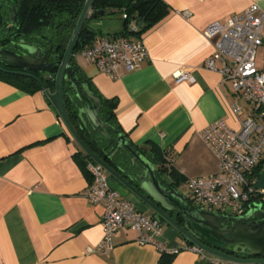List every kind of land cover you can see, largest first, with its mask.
I'll return each mask as SVG.
<instances>
[{"label":"crops","instance_id":"obj_1","mask_svg":"<svg viewBox=\"0 0 264 264\" xmlns=\"http://www.w3.org/2000/svg\"><path fill=\"white\" fill-rule=\"evenodd\" d=\"M163 1L169 13L127 37L141 39L147 47L148 57L137 69L112 79L80 50L73 58L98 93L116 100L115 120L134 149L149 159L152 154L157 166L164 157L172 158L170 170L184 178L213 173L217 164L199 132L219 119L239 128L230 110L239 99L230 81L204 67L214 46L203 30L253 3L264 10V0ZM215 65L219 68L221 62ZM180 68L191 70L195 81L176 83L173 74ZM80 151L42 89L28 93L0 79V264H157L161 253L151 244L137 243L136 233L126 227L113 236L112 250L86 251L102 238L104 207L83 196L90 181L76 156ZM162 170L167 183L174 182L170 170ZM123 188V197L153 216ZM161 226L160 240L181 248L169 264H212L208 255L181 240L175 227L163 219Z\"/></svg>","mask_w":264,"mask_h":264},{"label":"built area","instance_id":"obj_2","mask_svg":"<svg viewBox=\"0 0 264 264\" xmlns=\"http://www.w3.org/2000/svg\"><path fill=\"white\" fill-rule=\"evenodd\" d=\"M91 6L86 17L92 14ZM122 17L126 18L123 14ZM137 20L129 19L127 29L135 32ZM203 35L213 43V53L204 61V67L217 71L232 89L247 104L231 103L230 110L240 122L239 128L231 127L226 120L219 119L199 132V137L212 154L218 170L200 176L188 177L184 184L190 191V200L197 207L233 215L245 213L253 203L250 195L258 194L264 210V189L255 188L264 168V58L263 66L256 65V51L264 46V10L251 4L241 13L229 16L224 21L215 20L203 30ZM80 55L98 70L112 79L123 72L137 69L148 57L147 47L141 39L121 35L97 37L90 45L80 50ZM219 60L221 66L216 67ZM176 83H193L191 70L180 68L173 74ZM163 169L171 168L172 158L164 157ZM85 168L91 180L83 196L92 204H103L101 225L103 235L98 244L87 248L88 253H105L113 249V236L128 228L136 233V242L153 245L160 253L175 254L181 248L168 247L161 240V221L148 216L117 190L108 184L109 173L92 159H86ZM183 248V247H182ZM193 250L206 255L193 246ZM212 264H258L236 262L208 255Z\"/></svg>","mask_w":264,"mask_h":264},{"label":"water","instance_id":"obj_3","mask_svg":"<svg viewBox=\"0 0 264 264\" xmlns=\"http://www.w3.org/2000/svg\"><path fill=\"white\" fill-rule=\"evenodd\" d=\"M92 0L85 3L59 60L49 63L44 60V53L33 43L20 41L24 53L13 50H0L5 60L0 64L18 70H3L35 78L42 87L58 116L79 145L85 155L100 164L127 190L142 200L153 212V217L165 220L179 232V238L197 247L203 254L236 262H254L264 264V210L262 203L255 202L241 215H230L216 210L197 207L175 186L167 183L157 159L151 154L149 159L142 152L134 149L122 132L106 122L100 112L101 98L89 84L77 80L73 75L70 60L78 44L79 32L86 18ZM105 11L94 12V18L103 16ZM11 15L9 16V21ZM1 23V16H0ZM139 28L144 22L138 21ZM1 69V68H0ZM47 73L54 81V90L50 92L42 83L39 74ZM40 75V76H41ZM68 83L75 98L79 100L78 116L83 127L97 131L103 138L114 145V150L107 160L119 155L120 163L112 167L106 160L90 150L77 134L65 107L64 85ZM115 132L111 136L108 131ZM255 188L264 189V168ZM179 216L176 220L174 215Z\"/></svg>","mask_w":264,"mask_h":264},{"label":"trees","instance_id":"obj_4","mask_svg":"<svg viewBox=\"0 0 264 264\" xmlns=\"http://www.w3.org/2000/svg\"><path fill=\"white\" fill-rule=\"evenodd\" d=\"M84 3L85 0H20L18 6L19 31L22 36L29 38L41 48L48 52L58 53L61 57ZM90 6L93 12L89 17H86L83 22L79 32V42L76 45L74 53L81 50L86 45H90L96 37V33L90 26V21L101 18L102 16L94 18V12L104 10L105 14L119 13L122 18V28L112 36L121 35L129 37L130 35H137L158 23L170 11L168 5L163 0H92ZM123 14L126 15V18L122 17ZM129 19L143 21L144 25L135 32H132L127 29V21ZM71 64L75 78L83 83L89 84L91 89L101 98L102 106L100 112L103 119L112 125L115 130L120 132L114 114L116 100L114 98H105L98 93L92 86L90 79L74 61L73 57L71 58ZM39 78L49 91L52 92L54 90V81L52 79H44L40 75ZM0 79L14 84L28 93H34L42 89L41 84L35 78L29 76L0 70ZM64 92L65 107L68 117L81 140L90 150L106 160L112 167L117 168L116 159H118L117 157H119V155L113 156L112 160H107L108 156L114 150V145L98 135L96 131H91V129L89 130L83 127L78 116L80 103L73 95V91L68 83L64 85ZM108 133L111 136L116 135L112 130L108 131ZM76 156L84 167L90 181V174L85 168L87 156L82 150L76 154ZM162 164L163 162H161L159 166L161 170L163 168ZM170 174L175 179L174 182L171 183L175 187L178 184L184 183L186 179L172 169L170 170ZM255 175H260L259 166L256 167ZM249 202L262 203L260 195L258 194L250 195ZM173 255L175 254L161 253L157 264H169Z\"/></svg>","mask_w":264,"mask_h":264},{"label":"flooded vegetation","instance_id":"obj_5","mask_svg":"<svg viewBox=\"0 0 264 264\" xmlns=\"http://www.w3.org/2000/svg\"><path fill=\"white\" fill-rule=\"evenodd\" d=\"M19 3H20V0H0V16H1L0 50H3V49L13 50L16 53L22 54V53H24V51H23L22 47H20L18 44L20 41H22V42L33 43V44L37 45L38 49H40L44 53V60L45 61L52 63L56 60H59L61 57L58 55V53L48 52L45 49L41 48L38 44H36L32 40H30L29 38L21 35V33L19 31L20 27H19V19H18ZM10 15H11V19L9 21ZM0 60H5V57L2 54H0ZM70 64H71V60H70ZM71 66H72V64H71ZM0 68H1L0 69L1 71H3V70H8V71L9 70H18V69H14V68L5 67L2 64H0ZM4 72H6V71H4ZM39 75H41V74H39ZM73 75H74V71H73ZM41 76L44 79L49 78L47 73H43ZM88 127L91 129V131L93 130L90 126H88ZM93 131H95V130H93ZM98 135H100V134L98 133ZM173 215H174V218L176 220H180L179 216H176L175 214H173ZM230 215H233V214H230Z\"/></svg>","mask_w":264,"mask_h":264},{"label":"rangeland","instance_id":"obj_6","mask_svg":"<svg viewBox=\"0 0 264 264\" xmlns=\"http://www.w3.org/2000/svg\"><path fill=\"white\" fill-rule=\"evenodd\" d=\"M92 28L94 32L96 33V37L94 40H96L97 37L103 36V37H109L113 35L114 33H117L122 28V18L119 13H107L104 14L101 18L95 19V21L92 24ZM115 31V32H114ZM117 31V32H116ZM263 58H264V46H259L256 51V65L258 67L263 66ZM239 103L242 106H247L246 102L238 96ZM165 170V169H164ZM114 182V188L121 194H123V185L119 184L118 181L113 180L111 177L108 179V184L113 186ZM180 193H182L184 196L189 197L190 191L188 190L187 186L184 183H181L178 186L177 189ZM226 213L232 214V211L230 209H225Z\"/></svg>","mask_w":264,"mask_h":264}]
</instances>
